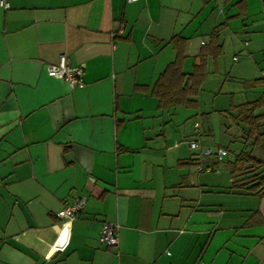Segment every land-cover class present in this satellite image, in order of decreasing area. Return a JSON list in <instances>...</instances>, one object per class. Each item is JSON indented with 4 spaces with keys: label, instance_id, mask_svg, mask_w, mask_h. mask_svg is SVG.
<instances>
[{
    "label": "crops",
    "instance_id": "1",
    "mask_svg": "<svg viewBox=\"0 0 264 264\" xmlns=\"http://www.w3.org/2000/svg\"><path fill=\"white\" fill-rule=\"evenodd\" d=\"M174 35L185 73L213 35L220 48L189 96L197 113L183 140L184 105L160 108L151 93ZM60 53L82 68L80 84L47 74ZM246 101L258 126L242 120ZM190 139L231 158H198ZM262 175L264 0L0 7V264H264ZM82 195L73 218L56 216ZM103 221L118 223L116 246L98 240Z\"/></svg>",
    "mask_w": 264,
    "mask_h": 264
},
{
    "label": "trees",
    "instance_id": "2",
    "mask_svg": "<svg viewBox=\"0 0 264 264\" xmlns=\"http://www.w3.org/2000/svg\"><path fill=\"white\" fill-rule=\"evenodd\" d=\"M213 36L214 39L212 38V42L210 41L209 45L201 46L198 58L196 62L193 63L192 69L189 73H185L182 70L184 60L183 40L175 35L171 38V42L176 48V57L173 61L167 64L151 88V93L157 97L158 106L160 108L170 105H195V100L190 99L189 96L198 93L199 87L206 73L207 57L208 55H217L220 51V48L215 41V35ZM256 105L257 103L253 101H246L238 106L240 111L247 110L248 114L243 116L242 120L248 123L249 126H252L253 124L258 126L259 124L258 116L252 115L253 109ZM248 160L249 158L245 154L238 156L232 165L231 171L240 170ZM253 179H257V186L264 183V175L256 176ZM253 179L250 180L252 181Z\"/></svg>",
    "mask_w": 264,
    "mask_h": 264
},
{
    "label": "built area",
    "instance_id": "3",
    "mask_svg": "<svg viewBox=\"0 0 264 264\" xmlns=\"http://www.w3.org/2000/svg\"><path fill=\"white\" fill-rule=\"evenodd\" d=\"M125 1L133 2L136 0ZM0 7L8 9L10 7V0H0ZM46 72L50 76L66 80L71 86L82 82V68L72 65L65 53H60L56 63L47 64ZM198 127L199 122H194V130H197ZM188 146L195 151V155L198 158L207 157L217 162L231 158L230 153L225 147L203 146L197 139H190L188 141ZM197 169L209 171L212 169V165L198 164ZM85 204L86 196L82 195L77 200L68 203L59 209L56 212V216L65 219L73 218L84 208ZM98 240L106 246H116L118 244V223L114 221H103L99 230Z\"/></svg>",
    "mask_w": 264,
    "mask_h": 264
},
{
    "label": "rangeland",
    "instance_id": "4",
    "mask_svg": "<svg viewBox=\"0 0 264 264\" xmlns=\"http://www.w3.org/2000/svg\"><path fill=\"white\" fill-rule=\"evenodd\" d=\"M178 108V115H177V120H176V123H177V131L179 130L180 131V125H183L184 126V132H182L181 134H177V139L179 140L180 139H189V136H190V127L194 121V117H195V114L197 113V109L195 107H185V106H177ZM218 131V130H217ZM227 149V148H226ZM229 153H231L232 151L227 149ZM193 151V150H192ZM195 153V151H194ZM205 172V171H203Z\"/></svg>",
    "mask_w": 264,
    "mask_h": 264
}]
</instances>
